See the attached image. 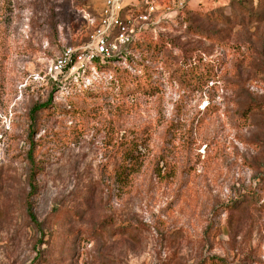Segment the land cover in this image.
Instances as JSON below:
<instances>
[{
	"label": "rangeland",
	"instance_id": "rangeland-1",
	"mask_svg": "<svg viewBox=\"0 0 264 264\" xmlns=\"http://www.w3.org/2000/svg\"><path fill=\"white\" fill-rule=\"evenodd\" d=\"M102 2L0 0V264H264V0H157L171 44L68 94L48 68Z\"/></svg>",
	"mask_w": 264,
	"mask_h": 264
},
{
	"label": "built area",
	"instance_id": "built-area-1",
	"mask_svg": "<svg viewBox=\"0 0 264 264\" xmlns=\"http://www.w3.org/2000/svg\"><path fill=\"white\" fill-rule=\"evenodd\" d=\"M125 0H103L99 18L94 29L88 35V42L84 46H68L56 57L48 68L51 76H60V79L79 77L95 60L110 58L121 51L123 46L130 43L135 37L148 30L149 24L157 13V0H143V7L137 13L126 14L123 3ZM183 1L165 3L163 10L175 12L184 9Z\"/></svg>",
	"mask_w": 264,
	"mask_h": 264
},
{
	"label": "trees",
	"instance_id": "trees-1",
	"mask_svg": "<svg viewBox=\"0 0 264 264\" xmlns=\"http://www.w3.org/2000/svg\"><path fill=\"white\" fill-rule=\"evenodd\" d=\"M130 8V7H128ZM100 14V12H99ZM99 14L96 17V19L99 18ZM214 15V14H213ZM173 23L171 21H161L159 22V26L162 28H168L169 26H172ZM192 28V27H191ZM194 28V27H193ZM152 29L148 28L147 31L144 33H141L137 37H135L130 43L123 46L120 52L114 54L110 58H99L95 60L84 72H82L79 77H69L65 79L63 83H60L57 85V89H66L68 90V94H78L86 92L87 90H90V88L95 87L99 85L103 80L104 76H110L111 82H114V84L120 85V83H124L122 81V78L119 76H116V73L112 71V66H119L120 68L124 69V71H127L129 73L135 74L133 72H139L138 74L142 73L143 70L140 67H136L140 57V52H143V50H147V47L151 46L154 51L160 50V48L167 47V44H171V42H167L164 40L162 33H150ZM200 31L199 27H195V31ZM192 31V29H190ZM153 46V47H152ZM192 51V50H191ZM188 52V53H187ZM186 55L183 56V59L181 60V68L183 69V74L185 76L196 74L195 77L201 76L204 78L211 79L214 81H217L219 78V68L216 67V65L204 62V58L202 56L193 55L192 52H189V50L185 51ZM160 54L156 55L158 57ZM163 65L167 68L168 67V61L169 59L171 61H175L176 59L170 56L169 54H163L162 55ZM138 59V60H137ZM118 63V64H116ZM124 64V66H122ZM131 71V72H130ZM95 74H100L102 77L99 79L96 77ZM129 77H131V82L135 81L137 79V75H131L128 74ZM139 76V75H138ZM128 79V78H127ZM126 80V78H125ZM206 83H200L196 85H192V83L188 82L187 86L189 89L193 91H202L205 88ZM123 85V84H122ZM193 86V87H192ZM191 87V88H190ZM52 102V96L49 97V99L44 103H39L37 105H34L31 109V116L34 119V115L37 111L41 109H45L48 106H50Z\"/></svg>",
	"mask_w": 264,
	"mask_h": 264
}]
</instances>
